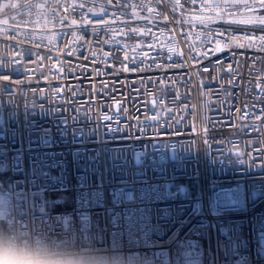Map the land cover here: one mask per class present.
<instances>
[{"label": "built area", "instance_id": "obj_1", "mask_svg": "<svg viewBox=\"0 0 264 264\" xmlns=\"http://www.w3.org/2000/svg\"><path fill=\"white\" fill-rule=\"evenodd\" d=\"M214 2L10 0L0 250L182 264L189 248L202 264H264V50L234 46L264 31L216 18Z\"/></svg>", "mask_w": 264, "mask_h": 264}, {"label": "snow or ice", "instance_id": "obj_2", "mask_svg": "<svg viewBox=\"0 0 264 264\" xmlns=\"http://www.w3.org/2000/svg\"><path fill=\"white\" fill-rule=\"evenodd\" d=\"M28 7H32L33 5L29 4ZM83 7V5H80ZM43 7V5H41ZM133 7H140V8H148L150 12L154 11V9L150 8L148 5H133ZM205 7L209 8L213 13H215L216 18L223 20L227 24H235V25H252L253 28L260 27L261 31H264V15H261L260 12L264 10V0H244L242 4L238 3H225V2H214ZM0 8H3L4 11L0 12V14L4 15L5 17L8 16L10 10H13L10 4V0L0 4ZM19 7L16 9L18 10ZM135 15V14H134ZM230 17V18H229ZM213 16H208L206 20H202L201 23H208L211 22ZM8 22L7 19H5ZM75 23V21H73ZM104 23V21H101ZM7 24V23H6ZM133 33L137 32V29H131ZM147 33V30H144V34ZM107 43V41H105ZM236 47H258L261 50H264V35L259 36H249L246 43L235 44ZM222 50V49H220ZM171 51V50H170ZM106 56L108 53L105 54ZM127 59V56H125ZM124 70H131L128 69L127 65H124ZM229 73L232 72L231 66L227 69ZM231 82V81H229ZM261 88L264 89V84L261 85ZM116 107L119 110L121 105L119 102H115ZM105 120L110 119V117L105 116ZM152 119H157V117H153Z\"/></svg>", "mask_w": 264, "mask_h": 264}, {"label": "clouds", "instance_id": "obj_3", "mask_svg": "<svg viewBox=\"0 0 264 264\" xmlns=\"http://www.w3.org/2000/svg\"><path fill=\"white\" fill-rule=\"evenodd\" d=\"M0 264H39V262L26 253H11L6 250H0Z\"/></svg>", "mask_w": 264, "mask_h": 264}, {"label": "rangeland", "instance_id": "obj_4", "mask_svg": "<svg viewBox=\"0 0 264 264\" xmlns=\"http://www.w3.org/2000/svg\"><path fill=\"white\" fill-rule=\"evenodd\" d=\"M261 15H264V12H260ZM182 264H202V256L200 253H193L189 248L184 250V256Z\"/></svg>", "mask_w": 264, "mask_h": 264}]
</instances>
